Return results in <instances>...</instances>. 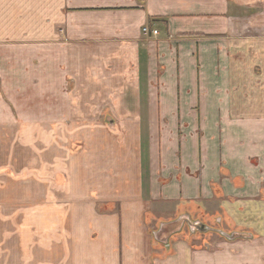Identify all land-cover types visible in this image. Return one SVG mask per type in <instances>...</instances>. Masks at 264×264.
I'll use <instances>...</instances> for the list:
<instances>
[{"label":"crops","instance_id":"obj_1","mask_svg":"<svg viewBox=\"0 0 264 264\" xmlns=\"http://www.w3.org/2000/svg\"><path fill=\"white\" fill-rule=\"evenodd\" d=\"M1 94L0 264H82L65 262L66 208L99 201L122 225L91 214L90 264L160 255L142 243L166 213L244 237L183 231L143 264H264V0H0Z\"/></svg>","mask_w":264,"mask_h":264},{"label":"rangeland","instance_id":"obj_2","mask_svg":"<svg viewBox=\"0 0 264 264\" xmlns=\"http://www.w3.org/2000/svg\"><path fill=\"white\" fill-rule=\"evenodd\" d=\"M0 97L6 101L7 103L10 102L9 100V96L8 95H3L1 94ZM4 115L6 114V112H3ZM36 114H38L40 116V111L34 112ZM106 125V130L108 133L112 134L115 137H121V135L124 134V130H122L119 126L114 125L113 122H110V118L106 119L105 122ZM86 129V130H85ZM88 127H82L79 129H76L75 132L78 133L79 135H82V137L84 138V141L87 143V145L90 144L89 142V131H88ZM127 129V128H125ZM131 133L133 132L134 128H129ZM147 128H145L146 130ZM32 131L29 133V137L27 138V143L26 141L23 139V145L21 147H19L16 151L17 153V159H16V164H21L23 162V166L28 165V168L31 167H37L40 166V164L38 165V163L41 162V156L40 154H32L31 151L33 150H40L41 151V127L40 126H35L33 127V129H31ZM98 133H100V129H98ZM9 131L8 129H0V150H8L9 148ZM12 139V138H11ZM10 152V151H7ZM29 155V157L31 158L30 161H27L26 159L23 158L25 156ZM115 158V157H114ZM118 159V158H117ZM3 165H5V163L3 162V160L0 157V166L4 167ZM132 168V167H131ZM10 178H12L10 175L8 176ZM9 179H6V183H8ZM132 193V192H131ZM116 194L114 193V196ZM92 198H94L95 200V195L93 194L91 196ZM103 199L106 198H112V195L108 193V196H102ZM90 200V199H89ZM87 201L89 202H93V200L91 201ZM85 203V201H83V204ZM137 206V203L135 204ZM132 205V203L129 206V211H127V213L129 215H133L134 213L136 214V212H132V209L134 211V206ZM133 206V207H132ZM77 209L80 210V215H81V227L80 229H77V233H73V221H71V216L73 215V210ZM17 210L21 211V213H25L24 211H26V208H17ZM123 210V207L121 206H117V205H112L111 203H101L100 201L98 202V205L96 207H89L88 205H83V207H67L66 208V237H65V245H67V251H66V255H65V262L70 263V262H81L82 264H90L91 261V240L96 241V235H92L91 236V226H95V222H92V219H89L91 214L92 216H98V217H118L119 219L116 220L117 223L116 225H118V227H120L122 224L120 223V215H121V211ZM124 210H126L124 208ZM189 216L187 214H179L178 216H175L174 214H170V213H166V215H159V217H163V218H159V222H171L174 221V223H172V231L171 234L168 235V232L166 230V228L161 227L159 222H155L154 224H152L150 227H148V229H146V234H147V239H145V241L142 243L145 245L146 248L150 247V252H154L156 253L157 250H162V254L160 253V255L158 254H149V252H145L142 258V262H140L141 264H143L144 262H152V259H163L165 258V256H163V253L166 251L165 249H168L169 247H167V244L169 245V239L170 236L173 237L174 235L177 234V236L179 237V235L184 231L187 233H190V236H208V242H209V248H214L216 243H218L219 241H231V240H237V239H242L244 236H240L239 234H237L238 236H236L234 239H229L226 238L224 236V231L221 230L218 226H216L217 224L214 223L212 221V224H207L204 222H201L200 220H194L192 218H187L191 221V223L195 226H197L196 228L194 227V229H192L186 222L185 218H183L184 216ZM110 219V218H108ZM163 219V220H161ZM159 223V224H158ZM132 224V223H131ZM133 225V224H132ZM5 226V225H4ZM3 226V227H4ZM203 226V227H202ZM7 230H9V226L6 225ZM162 228V229H161ZM203 228V229H201ZM132 231V230H131ZM163 231L162 234H160ZM184 234V233H183ZM199 234V235H198ZM185 235H183L184 237ZM91 237H93L92 239H90ZM76 238V239H75ZM201 238V237H200ZM176 240V239H175ZM203 241V240H202ZM202 241L199 240L196 241L194 239V242L192 245H199L202 246ZM76 242V244H75ZM108 243L110 244V242L108 241ZM75 244V245H74ZM79 251V253L77 252ZM130 251L132 252V248L130 249ZM153 254V255H152ZM139 263V262H138Z\"/></svg>","mask_w":264,"mask_h":264},{"label":"water","instance_id":"obj_3","mask_svg":"<svg viewBox=\"0 0 264 264\" xmlns=\"http://www.w3.org/2000/svg\"><path fill=\"white\" fill-rule=\"evenodd\" d=\"M187 224L192 228V229H194V227L196 228L197 226H195L196 224H192L191 222H189V221H187ZM203 227V226H202ZM201 229H203V228H201ZM204 230V229H203ZM224 236L226 237V238H229V239H234L236 236H238L237 234H233V235H231V236H228V235H225L224 234Z\"/></svg>","mask_w":264,"mask_h":264},{"label":"built area","instance_id":"obj_4","mask_svg":"<svg viewBox=\"0 0 264 264\" xmlns=\"http://www.w3.org/2000/svg\"><path fill=\"white\" fill-rule=\"evenodd\" d=\"M142 31H143V33H146V34L148 33V29L147 28H143ZM151 33H152V35H156L157 31H153Z\"/></svg>","mask_w":264,"mask_h":264}]
</instances>
